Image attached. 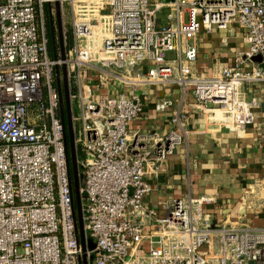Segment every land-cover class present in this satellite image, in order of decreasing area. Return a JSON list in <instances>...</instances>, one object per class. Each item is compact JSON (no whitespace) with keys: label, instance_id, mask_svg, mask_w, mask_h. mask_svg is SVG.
Masks as SVG:
<instances>
[{"label":"built area","instance_id":"built-area-1","mask_svg":"<svg viewBox=\"0 0 264 264\" xmlns=\"http://www.w3.org/2000/svg\"><path fill=\"white\" fill-rule=\"evenodd\" d=\"M56 1L72 17L64 59L58 44L57 58L49 53L44 9L56 24ZM233 27L247 48L232 66L198 73L199 35ZM63 66L83 227L95 245L86 251L63 141ZM261 83L264 0H0V264H80L84 255L88 264H264V228L213 223L206 208L216 196L174 200L164 216L147 209L148 170L174 153L181 135L131 131L145 89L162 87L191 95L193 112L241 135L257 106L245 88ZM171 106L163 98L155 110ZM187 119L178 111L172 123L181 129Z\"/></svg>","mask_w":264,"mask_h":264},{"label":"crops","instance_id":"crops-1","mask_svg":"<svg viewBox=\"0 0 264 264\" xmlns=\"http://www.w3.org/2000/svg\"><path fill=\"white\" fill-rule=\"evenodd\" d=\"M231 32L235 35L231 36ZM231 32L214 30L199 35L198 73L211 75L218 63L232 66L236 53L247 48L236 28ZM223 38L228 39L227 45L222 43ZM245 90L248 100L257 101L255 120L238 135L209 122L200 112H193V97H183L179 88L145 89V111L131 125V131L167 135L176 129L181 135V144L174 153L156 169L148 170L145 180L151 191L144 199L147 209L164 216L174 200L213 195L217 202L206 208L213 223L243 220L264 228V83L246 86ZM163 98L170 99L172 106L158 113L155 104ZM178 111L188 117L181 129L172 123Z\"/></svg>","mask_w":264,"mask_h":264},{"label":"water","instance_id":"water-1","mask_svg":"<svg viewBox=\"0 0 264 264\" xmlns=\"http://www.w3.org/2000/svg\"><path fill=\"white\" fill-rule=\"evenodd\" d=\"M50 7V5H49ZM55 12H56V24H54L53 19H51V28H52V42L54 45V57L57 58V44L59 47V54L62 59L65 58L66 48L64 42V31H63V22H62V12L61 5L58 1L55 2ZM56 31V32H55ZM56 33V34H55ZM56 36L57 39L56 40ZM56 45V46H55ZM260 58H255V61H260ZM63 73V92L61 90V84L58 79V89L60 91V101H61V118L64 129L63 141L65 146V151L67 155V168H68V178L69 183L72 187V201H73V213L75 220V229L77 240L80 242L83 251H86L88 246L89 249H94L95 245L91 240L86 241V236L83 227V208H82V199L80 194V184H81V175L78 170V156L75 145V136L74 128L72 123L71 115V104L69 100V86L67 80V70L66 67H62ZM57 77L59 75V69H56ZM80 264H88L87 256L84 255Z\"/></svg>","mask_w":264,"mask_h":264},{"label":"rangeland","instance_id":"rangeland-1","mask_svg":"<svg viewBox=\"0 0 264 264\" xmlns=\"http://www.w3.org/2000/svg\"><path fill=\"white\" fill-rule=\"evenodd\" d=\"M61 16H62L64 34L66 33V35L69 37L71 35V31H72V17H71L70 7L67 3L63 7ZM51 42H52V39H51ZM51 46L52 45L50 44L49 53H50V56L53 57V51H52ZM167 57L173 58L174 53H168ZM75 113H76V111H75ZM78 170L81 172V165L78 166ZM200 253L203 254L204 251H200Z\"/></svg>","mask_w":264,"mask_h":264},{"label":"trees","instance_id":"trees-1","mask_svg":"<svg viewBox=\"0 0 264 264\" xmlns=\"http://www.w3.org/2000/svg\"><path fill=\"white\" fill-rule=\"evenodd\" d=\"M44 10H45V18H46L47 37H48V40H49V48H50V44H51L52 45L51 48H52L53 55H54V45H53V42H51V39H52V29H51L50 9L46 5V7H45Z\"/></svg>","mask_w":264,"mask_h":264},{"label":"flooded vegetation","instance_id":"flooded-vegetation-1","mask_svg":"<svg viewBox=\"0 0 264 264\" xmlns=\"http://www.w3.org/2000/svg\"><path fill=\"white\" fill-rule=\"evenodd\" d=\"M51 29H52V28H51ZM55 32H56V31H55ZM55 34H56V33H55ZM56 40H58V39H57V36H56Z\"/></svg>","mask_w":264,"mask_h":264}]
</instances>
